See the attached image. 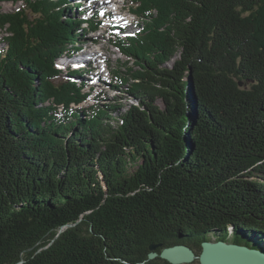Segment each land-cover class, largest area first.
I'll use <instances>...</instances> for the list:
<instances>
[{
    "label": "trees",
    "instance_id": "1",
    "mask_svg": "<svg viewBox=\"0 0 264 264\" xmlns=\"http://www.w3.org/2000/svg\"><path fill=\"white\" fill-rule=\"evenodd\" d=\"M8 2L0 264H169L149 247L213 238L264 251V0H133L140 24L111 41L130 105L85 110L88 72L57 62L101 21Z\"/></svg>",
    "mask_w": 264,
    "mask_h": 264
},
{
    "label": "rangeland",
    "instance_id": "2",
    "mask_svg": "<svg viewBox=\"0 0 264 264\" xmlns=\"http://www.w3.org/2000/svg\"><path fill=\"white\" fill-rule=\"evenodd\" d=\"M104 1L107 0H69L71 5H82L79 11H84L85 17H91L102 23L97 31L90 33L81 40V43L78 44L80 51L75 52L73 58L63 57L57 62L63 75L60 77L61 79L67 73V69L72 70V68L80 66L85 67V71L88 72L84 78L86 87L83 88V91L90 94V98L85 103L74 106V109L85 110L91 106L114 105L117 102L130 105V99L124 93L115 89V86L120 85V80L117 79L114 73L126 71L124 67L126 57L114 48L111 41L114 39L113 34L134 33L140 21L132 14L133 0H115V3H113V0L112 4H106ZM19 7V3H3L0 5V11L15 12ZM79 11H77L76 17L79 16ZM119 16L124 17L123 19H127V21L122 22V19L119 20ZM6 36V32L0 29V45H2V38ZM3 49V46L0 47V51ZM93 51H99L102 58L95 56ZM87 63H91L90 68L92 69H89ZM127 66L131 67L132 65L128 64ZM211 241H215L214 238ZM194 252L196 255L198 254L197 250H194ZM190 264H196V262Z\"/></svg>",
    "mask_w": 264,
    "mask_h": 264
},
{
    "label": "water",
    "instance_id": "3",
    "mask_svg": "<svg viewBox=\"0 0 264 264\" xmlns=\"http://www.w3.org/2000/svg\"><path fill=\"white\" fill-rule=\"evenodd\" d=\"M192 69H189L188 79H191ZM64 226L61 228H67ZM60 230V231H61ZM149 260L159 257L169 264H264V251L253 249L248 245L230 243L224 241H203L199 255L187 245L176 244L163 248L159 254L155 253V247H149Z\"/></svg>",
    "mask_w": 264,
    "mask_h": 264
},
{
    "label": "bare ground",
    "instance_id": "4",
    "mask_svg": "<svg viewBox=\"0 0 264 264\" xmlns=\"http://www.w3.org/2000/svg\"><path fill=\"white\" fill-rule=\"evenodd\" d=\"M113 2V0H107V1H104V3H112ZM119 18V20H121L122 22H125V21H127V19H123L124 17H122V16H119L118 17ZM118 22H120V21H118ZM93 54L95 55V56H99V58L101 59L102 58V55H100V53H99V51H93Z\"/></svg>",
    "mask_w": 264,
    "mask_h": 264
},
{
    "label": "built area",
    "instance_id": "5",
    "mask_svg": "<svg viewBox=\"0 0 264 264\" xmlns=\"http://www.w3.org/2000/svg\"><path fill=\"white\" fill-rule=\"evenodd\" d=\"M59 111H60V109H59ZM62 111V110H61Z\"/></svg>",
    "mask_w": 264,
    "mask_h": 264
}]
</instances>
